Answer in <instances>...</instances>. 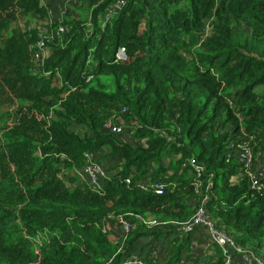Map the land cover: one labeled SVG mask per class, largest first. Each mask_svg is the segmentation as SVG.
I'll return each mask as SVG.
<instances>
[{
  "label": "trees",
  "instance_id": "trees-1",
  "mask_svg": "<svg viewBox=\"0 0 264 264\" xmlns=\"http://www.w3.org/2000/svg\"><path fill=\"white\" fill-rule=\"evenodd\" d=\"M75 2L0 0V264H264V0Z\"/></svg>",
  "mask_w": 264,
  "mask_h": 264
},
{
  "label": "built area",
  "instance_id": "built-area-1",
  "mask_svg": "<svg viewBox=\"0 0 264 264\" xmlns=\"http://www.w3.org/2000/svg\"><path fill=\"white\" fill-rule=\"evenodd\" d=\"M42 3L46 0H41ZM43 5L45 6V4L43 3ZM47 19L49 18V15L46 17ZM45 19L44 22L47 20ZM64 19V15L62 20ZM46 24H52L54 23L53 20L49 21V22H45ZM48 31H40L39 32V46L43 47L44 46V38H46L48 36L47 34ZM58 32L60 34H63L66 32V28L63 26V24H60V28L58 30ZM117 57L120 60H126L127 59V54L124 48L119 49L118 53H117ZM107 126L109 128H111L112 131L114 132H121L122 131V127L119 126L118 124H115L113 122H110L107 124ZM239 149H243V151L240 154V160L243 161L248 170H250L251 172H253L251 170V165L253 162V157L252 154L250 152V150L248 148H245L244 143H242L241 145H239ZM250 172V174L253 176L254 178V186H258L260 183V179L261 177L264 175L263 171H256V176L255 174H252ZM86 174L90 177L92 183L95 186H99L100 181L106 177V171L101 167V165L99 163H96L95 161L91 160V163L88 165V167L86 168ZM158 192L161 193L162 192V186L159 185L158 188ZM153 223H158L157 221H153ZM205 225L208 229H209V233H210V237L212 239V241H214L215 243H217L224 251L225 253H227V257H226V262L225 264H234L235 263V259L233 256V252L231 250H233L234 248H237L234 240L226 233L221 232L219 230H217L214 226V224L211 221H208L206 218L202 217L201 214H199V216H197L195 218V220L189 224H184L181 225V227L185 230V231H189L191 229H193L194 225ZM223 251V252H224ZM243 260H244V264H263L254 254L253 252L247 253L243 256ZM124 264H145L144 260H142L141 258H139L137 255L132 256V258H129L127 261L124 262Z\"/></svg>",
  "mask_w": 264,
  "mask_h": 264
},
{
  "label": "rangeland",
  "instance_id": "rangeland-1",
  "mask_svg": "<svg viewBox=\"0 0 264 264\" xmlns=\"http://www.w3.org/2000/svg\"><path fill=\"white\" fill-rule=\"evenodd\" d=\"M73 1L74 0H46L44 1L43 3L48 8L47 10L49 12V18L45 22H49L53 20L54 23H60L66 11L73 10L71 7ZM80 4L81 3L77 4V0H76L75 5H80ZM76 9L80 11L82 9V6L80 7L77 6ZM59 28H60V25L58 26L56 30H59ZM117 232H119L118 229H117ZM205 241L207 240H204V244L206 243Z\"/></svg>",
  "mask_w": 264,
  "mask_h": 264
},
{
  "label": "crops",
  "instance_id": "crops-1",
  "mask_svg": "<svg viewBox=\"0 0 264 264\" xmlns=\"http://www.w3.org/2000/svg\"><path fill=\"white\" fill-rule=\"evenodd\" d=\"M201 240H207V238L206 237H204V238H201ZM206 242V241H205ZM203 246H201V248H202ZM211 247V246H210ZM210 247L207 249V250H205V252H208V253H210V251H212L211 249H210Z\"/></svg>",
  "mask_w": 264,
  "mask_h": 264
}]
</instances>
